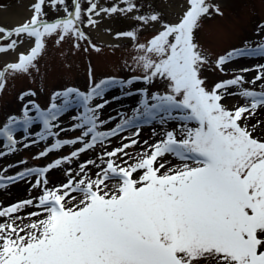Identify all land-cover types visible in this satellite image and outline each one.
<instances>
[{
  "label": "snow or ice",
  "instance_id": "1",
  "mask_svg": "<svg viewBox=\"0 0 264 264\" xmlns=\"http://www.w3.org/2000/svg\"><path fill=\"white\" fill-rule=\"evenodd\" d=\"M119 4L124 7H103L97 0H87L85 9L81 0H71L69 10L66 0H35L29 21L13 30L0 27V39L10 40L0 46V53L16 49L18 40L13 36L21 38L19 42L24 37L34 41L26 54L20 53L16 62L0 70V91L6 75L27 73L35 67L46 38L58 35L57 44L69 36L87 40L82 23L94 27V16L127 15L137 7L133 0H119ZM46 5L54 11L62 9L64 15L49 22ZM187 5L178 22L161 23V30L147 43H134L139 53L134 61L142 76L127 81L105 79L87 93L68 88L52 97L53 101L62 97L63 103L53 102L47 111L32 104L35 120L43 124L39 140L58 135L52 131L54 122L71 105L78 103L83 110L74 117L78 122L73 126L81 135L57 139L41 157L65 145L82 146L47 167L27 168L6 178L0 175V189L35 177L31 187L41 190L37 197L0 207V264H264V140L253 137L246 115L264 108V64L240 70L255 71L251 80L236 74L207 88L201 68L208 60L195 42L194 32L210 9L222 13L208 0H187ZM133 18L143 24L160 21L157 14ZM121 37L138 40L136 30L118 32L116 38ZM250 56L264 57V41L220 55L216 68L223 71L229 62ZM141 79L145 84L162 80L166 90L150 97L145 91L133 116L110 131L99 130L106 123L100 121L99 110L107 101L95 106L91 102L103 98L114 84L132 85ZM230 88L237 91L229 93ZM226 94L238 95L244 103L228 109L221 103ZM27 95L31 93H24L21 99ZM35 120L25 105L22 120L12 117L0 127L9 152L16 151V126L27 131ZM154 121L161 125L175 121L179 127L141 145L140 124ZM128 128L136 131L131 137H122L127 143L111 151L105 146L97 157L99 163L89 159L79 164L75 174L66 171L68 179L60 186H47L46 174L51 169L104 146ZM136 146L142 150L130 155L127 149ZM126 156L128 160L123 159ZM167 157L179 163L173 164ZM90 165L100 169L95 178L88 175ZM26 208L37 211L20 216Z\"/></svg>",
  "mask_w": 264,
  "mask_h": 264
},
{
  "label": "rangeland",
  "instance_id": "2",
  "mask_svg": "<svg viewBox=\"0 0 264 264\" xmlns=\"http://www.w3.org/2000/svg\"><path fill=\"white\" fill-rule=\"evenodd\" d=\"M18 1L0 0V27L6 30H13L31 19L33 15L32 5L35 0H24L28 1L25 11V13H28L25 16L28 17L24 22L17 23L15 22V17L12 19L13 14L11 11L8 13V10ZM97 2L98 5L103 7L113 5L124 7V5L119 4V0H97ZM133 2L137 6L133 15L116 13L118 19L115 20L114 18L112 25L115 33L136 30L138 35L136 42H133L130 38H123V40L117 42L101 43L95 40L90 33L92 27H85L82 23L80 27L88 37L87 40L78 41L69 36L57 44L58 35L54 34L46 38L42 54L34 61L35 67L30 68L27 73L6 75L5 86L0 91V127H3L12 117L22 120L25 105L28 106L29 116L35 120L37 113L32 108V104L38 106L42 111H47L53 102L58 105L63 103L62 97L55 101H53L52 97L55 93L63 92L68 88H75L80 92L87 93L91 86L105 79L115 78L117 81H127L133 77L142 76V71L137 68L134 61V57L139 54L134 47V43H147L161 30V23L178 22L188 5L186 4V9L183 5L179 8L181 4L176 1V8L179 10H173L175 9L174 3L172 7L168 0H133ZM81 3L82 7L86 9L87 0H81ZM208 3L218 7L222 15H218L214 9H210L209 15L201 18L199 27L194 32L195 42L208 60V63L201 68V78L205 80V86L211 89L216 83L231 79L236 74L243 75L246 80H251L257 74L255 71L244 73L240 70L243 68L255 69L257 64H264V57L238 58L228 64H234L239 69L224 65L223 71L216 68L215 62L220 55H224L230 50L244 47L245 44L250 47H256L261 41H264V0H208ZM66 4L69 10H72L71 0H66ZM170 7L172 8L169 10ZM44 11L46 12L45 19L49 22H53L64 15L62 9L54 11L47 5ZM151 14H157L160 17V21L152 22V26H145V24L133 18L134 16H148ZM108 16L101 13L100 16H94L93 18L99 20V17L105 19ZM83 19L86 23L87 17L85 16ZM2 35L0 33V36ZM12 39L18 40L16 48L23 42L30 40L24 37L22 42H19L21 38L15 36ZM8 42L10 40L0 39V46L6 45ZM30 42L34 46V41L30 40ZM76 45L79 46L77 47ZM96 49H99V51ZM12 51L14 50H9L8 52ZM7 64L0 62V70ZM245 87L259 90L255 85H245ZM165 90L166 83L162 80H154L151 84H145L141 79L132 85L114 84L110 86L105 90L103 98H96L91 102V105L95 106L107 101L105 107L99 110L100 121L106 122L99 130L110 131L122 119L133 116L135 110L140 107L141 100L145 98V91L150 97L153 93H163ZM235 91L237 89H228L229 93ZM24 93H31V95L24 96L21 99ZM71 99L75 100L76 98L73 96ZM221 103L228 109H232L234 106L243 104L244 101L238 95L226 94ZM75 105L76 111L72 108ZM259 109L264 108H258L257 110ZM68 110H73V112ZM66 111L68 112L66 114L62 113L54 122L56 126L53 127L52 131L58 135L49 136L45 140H39V134L43 132V124L38 120H35L29 126L32 129L31 132L29 130L22 132L24 129L22 131L15 129L13 134L14 139L17 141L15 152H9L5 146L7 142L3 137H0V153H4V155H0V175L6 178L15 176L27 168L47 167L48 164L56 159L69 156L72 151L81 147L82 145L80 144L65 145L59 150L48 153L46 156L41 157L39 155L46 148L51 147L57 139L72 140L81 135V130H74L73 126L78 122L74 117L82 113V108L78 103H74ZM178 127L179 124L175 121H169L166 125H161L158 121H154L151 124L141 123L138 139L142 145L144 140L150 141L152 137L157 140L165 130H174ZM248 128L252 131L254 138L264 140V133L256 132L249 126ZM134 130L136 129L128 128L118 136L105 141L104 146L98 145L96 148L74 158L71 163L51 169L46 174V178L49 181L47 186L49 188L60 186L68 179L65 174L66 171L70 170L75 174V172L79 171V164L85 163L89 159L96 160L99 163L97 157L103 154L105 146L108 151H111L122 143H127L128 141L123 140L122 137H131ZM25 144L28 147H25ZM141 150L140 146L127 149L132 156H135ZM123 159L128 160L129 157L126 156ZM167 159L175 160L172 157H167ZM117 162L120 163V161ZM99 170L90 165L88 175L95 178L94 173ZM35 180V177H28L25 180L10 183L5 188L0 189V207H7L19 201L37 197L41 190L31 187ZM16 183L20 185H13ZM32 211H37V209L26 208L19 215L27 217V214ZM0 222H3V218H0ZM17 223H20V221H17Z\"/></svg>",
  "mask_w": 264,
  "mask_h": 264
},
{
  "label": "bare ground",
  "instance_id": "3",
  "mask_svg": "<svg viewBox=\"0 0 264 264\" xmlns=\"http://www.w3.org/2000/svg\"><path fill=\"white\" fill-rule=\"evenodd\" d=\"M169 3H171V6L173 7V3H174V6H175V9L173 10H179L178 8H176V1H178L179 4V8L180 6H184V8L186 9V4H187V0H168ZM30 2V1H29ZM27 3L28 1H24V0H19L18 3L12 5L9 10H8V13L11 11L12 12V19L15 17V22L17 23H21V22H24L25 19H27L28 16H25V15H28V13L26 11V6H27ZM183 3V4H182ZM170 7L169 10L172 8ZM25 13V14H24ZM134 13V12H133ZM133 13H129V14H132ZM21 14V15H20ZM22 14H24L22 16ZM21 16V17H20ZM19 17V18H18ZM115 18V20H117V16L116 14H113V15H109L108 17H106L105 19L99 17V20H96L97 23L96 25L92 27V29L90 30L93 38L101 43H112V42H117V41H120V40H123L124 37H121V38H116V34L115 33V29L112 25V20ZM114 20V21H115ZM112 25V26H111ZM153 23L150 22L149 24H145V26H152ZM33 46V43L29 41H26V42H23L18 48H16L14 51L12 52H7V53H3V54H0V62L2 63H11V62H15L18 58V55L20 53H26L29 48H31ZM225 66H228L230 68H235V69H239V67L237 68L236 66H234V64H227ZM74 111L75 108L73 109ZM73 110H68V111H72ZM64 112L65 114L68 112ZM248 119H247V124L248 126L256 131V132H260V133H264V109H259L256 111V113L254 115H248ZM255 125V128L253 129V126ZM28 130L31 132V128H28ZM136 130L132 131L133 133L135 132ZM27 132V131H25ZM156 140L155 137H152L149 141V143H152ZM146 147V146H144ZM172 161V160H171ZM173 164H176V163H179L177 160H173L172 161ZM13 185H20L19 183H16V184H13ZM14 188H17V187H14ZM24 222H27V220L25 219Z\"/></svg>",
  "mask_w": 264,
  "mask_h": 264
}]
</instances>
